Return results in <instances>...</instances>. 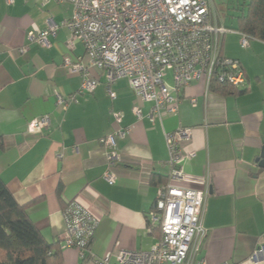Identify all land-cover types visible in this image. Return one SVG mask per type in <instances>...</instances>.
<instances>
[{
  "label": "crops",
  "instance_id": "obj_1",
  "mask_svg": "<svg viewBox=\"0 0 264 264\" xmlns=\"http://www.w3.org/2000/svg\"><path fill=\"white\" fill-rule=\"evenodd\" d=\"M238 1L213 0L217 24L229 30L221 38V54L241 62L247 88L222 95L208 92L205 81L193 84L177 94V114L154 123L152 105L137 98L127 79L116 81L115 100L104 85L78 94L82 76L69 72L64 60L84 58L86 49L68 28L49 36L50 48L29 40L31 33L46 30L50 19L59 25L72 19L71 4L0 1V176L19 204H31L28 214L46 240L61 241L64 264H96L107 257L113 264L121 250L150 251L158 242L160 230L149 229L148 215L170 174L167 134L180 128L190 129L192 139L182 145L183 180L176 185L207 193L201 256L209 264H264L252 260L264 249V167L259 164L264 42L251 39L249 47L242 46L232 9ZM23 47L27 51L20 53ZM91 72L104 81L100 71ZM57 93L76 95L77 101L63 111ZM137 106L142 120L133 112ZM115 112L123 114L126 136L116 140L121 162L110 185L104 179L108 153L100 140L120 128ZM44 116L50 124L29 133V123ZM73 201L98 219L84 257L62 244L63 210Z\"/></svg>",
  "mask_w": 264,
  "mask_h": 264
},
{
  "label": "built area",
  "instance_id": "obj_2",
  "mask_svg": "<svg viewBox=\"0 0 264 264\" xmlns=\"http://www.w3.org/2000/svg\"><path fill=\"white\" fill-rule=\"evenodd\" d=\"M5 1L13 4V0ZM51 2L71 4L72 19L60 25L50 19L48 28L31 33L29 40L42 48H50L49 36L66 27L84 44V58L64 60L69 72L82 76L79 95L91 94L104 85L110 98L115 100L116 81L127 79L137 98L152 105L149 119L154 123L166 115H176L177 94L193 84L205 81L208 92L213 80L235 90L247 88L241 62L221 54V38L229 30L217 24L213 0H41L42 6ZM250 40L241 33L243 47H249ZM26 51L23 47L20 53ZM92 69L100 71L104 81L94 77ZM56 97L58 108L63 111L77 101L76 95L64 97L57 93ZM191 103L196 105L197 100L192 99ZM133 112L138 120L143 119L140 106ZM113 115L120 127L123 114ZM49 124L48 116L34 119L28 125V132L36 133ZM125 136L126 131L120 127L100 140L108 153L104 179L110 185L116 183L114 169L121 162L116 140ZM166 138L170 154L169 181L158 187L148 215L149 229L160 230L158 242L150 251L121 250L113 264H209L201 256L207 236L203 224L207 193L176 185L183 180L182 145L191 141V130L180 128ZM63 214V248L75 249L84 257L90 250L98 219L78 201L69 203ZM262 259L264 249L259 248L252 260ZM109 261L107 257L95 263L110 264Z\"/></svg>",
  "mask_w": 264,
  "mask_h": 264
},
{
  "label": "trees",
  "instance_id": "obj_3",
  "mask_svg": "<svg viewBox=\"0 0 264 264\" xmlns=\"http://www.w3.org/2000/svg\"><path fill=\"white\" fill-rule=\"evenodd\" d=\"M232 9L237 12L234 30L264 42V0H239ZM233 90L216 80L210 85L222 95ZM30 206L19 204L0 176V264H64L61 241L46 240L28 214Z\"/></svg>",
  "mask_w": 264,
  "mask_h": 264
},
{
  "label": "water",
  "instance_id": "obj_4",
  "mask_svg": "<svg viewBox=\"0 0 264 264\" xmlns=\"http://www.w3.org/2000/svg\"><path fill=\"white\" fill-rule=\"evenodd\" d=\"M260 163V166L261 167H264V149H263V152H262V156H261V158H260V161H259Z\"/></svg>",
  "mask_w": 264,
  "mask_h": 264
},
{
  "label": "rangeland",
  "instance_id": "obj_5",
  "mask_svg": "<svg viewBox=\"0 0 264 264\" xmlns=\"http://www.w3.org/2000/svg\"><path fill=\"white\" fill-rule=\"evenodd\" d=\"M229 19H232V18H229Z\"/></svg>",
  "mask_w": 264,
  "mask_h": 264
}]
</instances>
